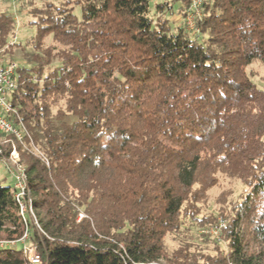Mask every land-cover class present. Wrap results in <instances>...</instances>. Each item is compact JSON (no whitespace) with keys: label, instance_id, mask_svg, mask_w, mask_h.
I'll return each instance as SVG.
<instances>
[{"label":"trees","instance_id":"16d2710c","mask_svg":"<svg viewBox=\"0 0 264 264\" xmlns=\"http://www.w3.org/2000/svg\"><path fill=\"white\" fill-rule=\"evenodd\" d=\"M58 4L33 14L9 100L31 138L16 149L40 264H157L218 174L248 191L224 228L229 253L202 264H264V76L258 88L246 72L264 70V0H205L192 32L160 17L166 4L151 17L149 0ZM15 15L0 11V50L18 45ZM24 227L0 186V241ZM0 264L28 262L14 246Z\"/></svg>","mask_w":264,"mask_h":264},{"label":"rangeland","instance_id":"374dc122","mask_svg":"<svg viewBox=\"0 0 264 264\" xmlns=\"http://www.w3.org/2000/svg\"><path fill=\"white\" fill-rule=\"evenodd\" d=\"M52 1L56 6L59 0H20L13 5L0 1V11L7 9L16 13V29L11 42L18 44L17 47H8L0 50V63L13 62L18 66L25 64L22 53L31 50L28 40L34 34L33 24L40 22L39 17H34V13L39 9H44ZM205 0H190L189 3L181 0H149V10L154 19L160 16L155 11L156 4H165L172 9L165 10L161 14V18L170 20V24L174 26L181 25L187 31H194L196 21L202 16L201 6ZM77 16L80 14L79 8H76ZM28 43V44H27ZM49 39L46 40V44ZM246 72L251 81L258 87L263 86L262 78L264 76L263 67L259 63H252L246 67ZM42 82L40 81L39 84ZM20 143L11 142L7 138L0 136V186L10 187L11 181L9 174L4 169V158H7L12 147L17 148ZM39 154L38 148L33 146L31 149ZM19 157V153H18ZM20 159V157H19ZM247 187L240 181L229 179L221 174L217 175V183L210 188L203 200L199 203H192L188 216H183L180 226L174 231L167 234L163 239L166 258L161 259L157 264H171L169 261L174 256L182 253L184 256L195 257L200 264L207 258L225 257L229 253L227 230L224 228L231 224L236 214V209L247 193ZM82 217L77 218L79 221ZM28 230L31 226L38 230V222L34 210L28 216ZM25 230V227H24ZM24 232V231H23ZM30 238V237H29ZM28 245L30 243L28 239ZM250 250L254 252L256 247L250 241Z\"/></svg>","mask_w":264,"mask_h":264},{"label":"built area","instance_id":"2783aa9c","mask_svg":"<svg viewBox=\"0 0 264 264\" xmlns=\"http://www.w3.org/2000/svg\"><path fill=\"white\" fill-rule=\"evenodd\" d=\"M13 5L17 0H2ZM18 65L13 62H7L0 65V136L7 138L11 142L22 144L30 141V135L23 125L17 111L11 107L9 100L13 92L17 89L15 71ZM2 152L0 149V156ZM4 169L10 176L11 186L9 192L17 205L18 216L21 218L25 230L22 237L17 241H0V248H9L20 246L21 252L28 264H40L41 259L36 246L28 245L30 231L28 230V216L32 214L31 189L27 182V176L24 166L20 163L18 151L15 147L9 152L7 158H4ZM82 217V215H79ZM38 228V226H37Z\"/></svg>","mask_w":264,"mask_h":264}]
</instances>
